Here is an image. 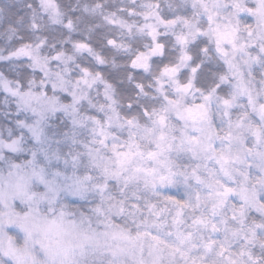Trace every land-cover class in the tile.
<instances>
[{"label": "snow or ice", "instance_id": "1", "mask_svg": "<svg viewBox=\"0 0 264 264\" xmlns=\"http://www.w3.org/2000/svg\"><path fill=\"white\" fill-rule=\"evenodd\" d=\"M0 264H264V0H0Z\"/></svg>", "mask_w": 264, "mask_h": 264}]
</instances>
